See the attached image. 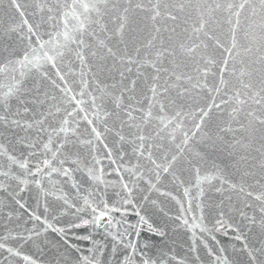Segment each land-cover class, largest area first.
I'll return each instance as SVG.
<instances>
[{
  "label": "snow or ice",
  "instance_id": "obj_1",
  "mask_svg": "<svg viewBox=\"0 0 264 264\" xmlns=\"http://www.w3.org/2000/svg\"><path fill=\"white\" fill-rule=\"evenodd\" d=\"M113 173L118 181L104 179ZM89 181L116 189L118 200L90 199ZM209 192L222 197L212 227L203 215ZM0 193V214L10 208L11 221L23 209L33 222L0 236L9 264H42L24 245L50 252L48 264H197L200 245L208 264H264V0H0ZM129 207L136 223L110 231ZM68 209L76 218L65 226L48 218ZM86 210L90 219L79 215ZM81 227L104 228L110 253L75 233L91 240L93 255L70 253L80 249L66 237ZM180 228L191 234L183 256L168 243ZM197 229L212 239L231 232L238 246L213 248Z\"/></svg>",
  "mask_w": 264,
  "mask_h": 264
},
{
  "label": "water",
  "instance_id": "obj_2",
  "mask_svg": "<svg viewBox=\"0 0 264 264\" xmlns=\"http://www.w3.org/2000/svg\"><path fill=\"white\" fill-rule=\"evenodd\" d=\"M3 13H4L3 23L5 24V26H7V24L10 21H9V17L6 14L7 13V5L6 4L3 6ZM43 38L47 39L48 37L45 35ZM33 39H35V38H33ZM16 50H17V52H20L22 50V46H18ZM48 71H51V69L48 68ZM31 83H32V81L29 80L28 81L29 86H31ZM77 179H79V176H77ZM104 179L107 181L115 182V181H118L119 177H117L113 173L111 175H105ZM233 179H238V177H233ZM169 180H170V178H169ZM64 188L66 190V193L69 195V198L72 199L75 196V190L71 188L70 184L65 185ZM82 188H87V190L89 192L93 193V196L90 197V199H97L98 200L102 196L104 198V200L106 202H108L109 204H112L116 200H118V197L115 195L116 189H114L112 187L106 188L104 185H98V186L93 185L89 181V182L85 183L84 185H82ZM169 188H170V190H172L174 192V194H176L178 197L182 198L183 189L176 191L175 187L171 186L170 183H169ZM86 194H87V192H83V191L81 192V196L86 195ZM155 195L156 194H153L154 197H155ZM227 195H228V193H225V196H227ZM0 199H5V196L3 193H0ZM25 199L27 200L31 209L35 210L37 212V214H39L41 216L45 215L43 205H41L40 207L37 208L34 200L29 199L27 195H25ZM159 199L162 202L163 208L166 211H168L170 214H175L178 211V205H176L174 201H172L170 199H165L164 197H160ZM221 199H222V197L219 194H216L215 192H209L207 194V196L204 198L205 207H204L203 215L205 217V224L208 227H212L215 223V220L219 216V209L216 207V205L219 204ZM5 202L7 203L6 199H5ZM233 202L234 203L236 202L235 197H233ZM51 203H52L53 207L59 208L61 212L64 211V209L61 207L62 202L58 203L55 201H51ZM77 203L82 205V203H83L82 199L77 198ZM228 203L229 202L227 200H225L224 205H223L225 213H227L229 216H231L233 218V221L238 220L239 219L238 215H236L234 212L229 211V209L227 207ZM185 207H187V203H185ZM237 207H239L238 203H237ZM9 211H11L10 208H5L4 213L0 214V216H2V218H0V236L6 235L9 229H13L14 233H15V232H23L25 229L33 227V222L29 219L28 214L26 212H24L23 209H19L18 213L14 214V217L11 221H9L8 217H7V213ZM74 211H75L74 209H68L64 215H61L60 212H55V213L49 212L47 215H48V218L50 220L52 219L53 215H56V220H54L53 223H56L57 226H65V225H67V222L69 220H73L76 218L74 215ZM193 211H194V214L196 216H199L201 214L199 212V210L195 209V202L193 203ZM148 214L150 216H152V218L155 219L157 222H161L162 220L166 219L165 217H163L162 213L156 208H150ZM16 215L19 216V219L15 218ZM79 215L84 219H90L91 218L90 210H86L84 213H80ZM112 216L114 218V224H115L116 220L121 219V215L119 212L112 213ZM188 218L191 221L192 216L189 215ZM124 219H125V223H123L122 225L114 226L113 228L110 229V231H112V232L124 231V229L128 226V222L136 223L138 218L135 216L134 210H132L129 207L128 212H127ZM196 231H197V235L201 236L203 239H205L211 247H213V248L224 247L228 250L229 254L232 253L233 245L238 246V242H236L232 238L234 234L231 232H229V234L227 236L224 235L222 232L214 233L213 235L215 236V239H212V237L208 236L206 233L205 234L200 233L199 229H197ZM73 233H75L76 235H79V236L90 234L92 239L97 240L101 244H103L106 248V252L110 253L112 240H111L110 236H107L104 228L94 229L92 227H81L79 229H72L71 233H69L68 236L66 237L70 244H72L73 246L78 247L80 249L79 252H75L74 249H69L68 251L70 253H72L73 255H75V256H82V255L91 256V255H93V253H91L89 251V249H91L93 247L91 240L84 241V240L76 239V237L73 235ZM170 233H171V239L168 241L169 245L173 248V250L176 253H179L181 256L185 255L188 252V247L191 243V241L189 239L191 234L189 232H187L186 230H184L183 228L177 229L174 232L172 231V229H170ZM46 235L52 241L53 244H57V243H59L61 245L63 244V241H61L60 237L57 236L55 233L49 232ZM129 238L132 239L133 241H136L135 236H130ZM146 238H147V234H145V236L142 237L138 241L140 247L143 246L144 240ZM153 239H156V238L153 237ZM4 242L9 246H17V242L15 240H12V239H9V240L4 241ZM173 242H175V243H173ZM197 243L199 244V240L197 241ZM49 247H51V246H49ZM64 247H66V246H63L60 248L61 252L64 251ZM21 251L26 253V254L33 255L34 258L41 261L42 264H48V261L51 258V253L48 252L47 250H45V253H40L31 245H24V247L21 248ZM53 251H54V249H53ZM199 255L202 257V260L198 261L197 264H208L209 258L207 257V253H206V250L203 248V245H200ZM5 256H7V253L0 250V262H2V264H9V261L4 259ZM10 259L12 261V264H23V261L19 260L16 257H12ZM101 259L106 261V257H102ZM233 259L235 260L236 257H233ZM69 264H73L71 257H69Z\"/></svg>",
  "mask_w": 264,
  "mask_h": 264
}]
</instances>
